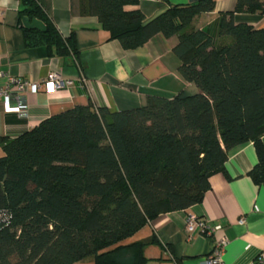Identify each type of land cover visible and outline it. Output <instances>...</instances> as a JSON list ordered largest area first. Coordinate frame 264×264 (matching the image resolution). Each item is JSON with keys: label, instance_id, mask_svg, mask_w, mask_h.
Returning <instances> with one entry per match:
<instances>
[{"label": "trees", "instance_id": "1", "mask_svg": "<svg viewBox=\"0 0 264 264\" xmlns=\"http://www.w3.org/2000/svg\"><path fill=\"white\" fill-rule=\"evenodd\" d=\"M137 0H82L124 49L156 34L177 36L178 72L197 87L171 98L149 95L138 108L109 111L75 105L14 137H1L0 264H143V243L130 238L158 214L200 202L209 177L226 175L231 150L253 143L248 172L264 183V28L235 13L264 15V0H237L222 14L219 44L197 27L213 0L167 6L146 19ZM27 47L46 45L76 60L74 36L60 35L36 0H20Z\"/></svg>", "mask_w": 264, "mask_h": 264}, {"label": "crops", "instance_id": "2", "mask_svg": "<svg viewBox=\"0 0 264 264\" xmlns=\"http://www.w3.org/2000/svg\"><path fill=\"white\" fill-rule=\"evenodd\" d=\"M81 1L36 0L60 35L74 36L78 49L74 60L55 55L46 45L27 47L22 37L23 20L18 13L20 0H0V88L13 77L39 83V89L30 88L19 97L23 114L6 113L0 99L1 137L19 135L49 116L89 101L114 112L141 107L149 95L171 98L179 92H198L196 85L182 79L178 72L180 61L173 51L177 36L156 34L142 46L124 49L118 40L109 39L97 17L81 12ZM197 1L137 0L124 9H139L150 19L167 6ZM213 2L214 9L198 16L196 24L217 45L221 40L220 18L234 10L237 0ZM234 19L255 29L264 28L262 14L235 13ZM50 70L73 83L54 94L45 92L41 83ZM256 161L252 141L231 150L224 162L226 175H210V187L200 202L185 210L158 214L125 243H143V264H208L218 249L217 243L224 240L227 244L220 251L222 264H257L264 252V183L255 184L248 175ZM193 213L220 229L208 237L199 231L188 235L185 218ZM241 219L243 223L239 222ZM74 264L92 261L85 259Z\"/></svg>", "mask_w": 264, "mask_h": 264}, {"label": "built area", "instance_id": "3", "mask_svg": "<svg viewBox=\"0 0 264 264\" xmlns=\"http://www.w3.org/2000/svg\"><path fill=\"white\" fill-rule=\"evenodd\" d=\"M2 73L0 72V75ZM73 83L72 80H64L60 73L56 70H50L47 72L46 77L42 81L43 88L47 93H53L57 90L63 89L69 84ZM81 86H83L81 84ZM37 90L39 89V83L33 82L28 83V81L22 80L17 77L10 78L6 85L0 88V99H2L3 107L6 113H16L23 114L22 107L20 105L19 97L26 93L29 89ZM243 223V219L239 220ZM184 229L188 235L199 231L200 233L206 235V237L213 235L216 231L220 229L219 225H210V223L193 214H188L185 218ZM226 241L220 240L217 243L218 249L215 251L214 257L208 260V264H222L220 261V251L226 246ZM257 264H264V252H262L257 258Z\"/></svg>", "mask_w": 264, "mask_h": 264}, {"label": "water", "instance_id": "4", "mask_svg": "<svg viewBox=\"0 0 264 264\" xmlns=\"http://www.w3.org/2000/svg\"><path fill=\"white\" fill-rule=\"evenodd\" d=\"M23 25L27 26L28 28H32V27H35L41 31H45L46 30V27L45 25L43 24L42 21L38 20V19H32V20H29L27 17H24L23 19Z\"/></svg>", "mask_w": 264, "mask_h": 264}, {"label": "rangeland", "instance_id": "5", "mask_svg": "<svg viewBox=\"0 0 264 264\" xmlns=\"http://www.w3.org/2000/svg\"><path fill=\"white\" fill-rule=\"evenodd\" d=\"M124 241V240H123ZM125 242V241H124Z\"/></svg>", "mask_w": 264, "mask_h": 264}]
</instances>
